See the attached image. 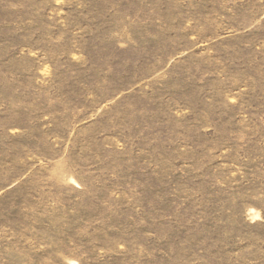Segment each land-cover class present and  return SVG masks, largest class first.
I'll use <instances>...</instances> for the list:
<instances>
[{
	"label": "rangeland",
	"instance_id": "rangeland-1",
	"mask_svg": "<svg viewBox=\"0 0 264 264\" xmlns=\"http://www.w3.org/2000/svg\"><path fill=\"white\" fill-rule=\"evenodd\" d=\"M0 264H264V0H0Z\"/></svg>",
	"mask_w": 264,
	"mask_h": 264
}]
</instances>
